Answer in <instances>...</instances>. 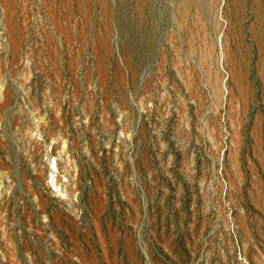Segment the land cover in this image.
I'll use <instances>...</instances> for the list:
<instances>
[{"label":"rangeland","instance_id":"rangeland-1","mask_svg":"<svg viewBox=\"0 0 264 264\" xmlns=\"http://www.w3.org/2000/svg\"><path fill=\"white\" fill-rule=\"evenodd\" d=\"M0 264H264V0H0Z\"/></svg>","mask_w":264,"mask_h":264}]
</instances>
